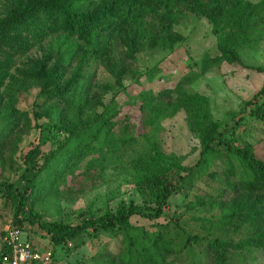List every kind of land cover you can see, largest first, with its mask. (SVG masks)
Wrapping results in <instances>:
<instances>
[{
    "label": "trees",
    "instance_id": "1",
    "mask_svg": "<svg viewBox=\"0 0 264 264\" xmlns=\"http://www.w3.org/2000/svg\"><path fill=\"white\" fill-rule=\"evenodd\" d=\"M86 1L21 0L7 16L0 18V100L7 98V105L11 107L6 124L0 130V155L5 152L8 140L19 131L21 118L30 124L36 120L35 127L40 131L39 144L24 156V187L18 190L13 189L14 184H0L1 195L14 204V216L9 226L22 227L24 221L37 224L54 248L76 244L82 236L99 241L105 232L120 236L128 250L109 255L107 261L102 260L104 264H229L231 252L264 250V160L257 156L250 144H238L235 127L244 125L242 116L233 115L236 119L233 127L227 123L222 125L212 118L208 99L186 91L182 84L173 90H164L152 99L166 101L163 118L172 117L180 110L187 113L192 130L201 142L200 156L195 164L188 166L182 165L176 155L161 156L159 153L149 159L140 157L132 161L131 166L140 178L138 186L149 202H131L116 212L82 215L77 223L45 221L27 208V201L36 188L37 193L42 190L39 194L48 197L65 174L75 172L82 163L86 175L96 173L98 168L103 171L106 166L103 156L87 158L91 141H85L81 135L86 127L96 122H101L108 134L117 125L123 124L125 128L130 125L126 117L113 120L118 108L103 99L108 90L124 86V76L132 71L128 60H136L137 54L142 52L172 50L178 36L173 26L185 10L206 15L216 32L234 6L244 7L246 3V0ZM257 6L254 4L248 10V22L262 9ZM59 31L63 37L56 60L52 61L54 56L49 54L24 61L36 44ZM218 49L219 58L231 63L239 60L233 46L219 44ZM115 53L122 56L116 58ZM89 57L107 67L115 78L114 84L102 85V90H97L98 84L84 72ZM18 64L24 69L18 68L17 73L11 75L9 70ZM7 77H10L8 83ZM31 84L39 87L32 118L29 112L13 105L18 91ZM247 105L249 107L247 110L245 107L242 113L248 111L264 125V102L249 101ZM49 141H52V148L44 154L40 147ZM107 145L103 144L100 152ZM42 155L44 161L39 163ZM236 159L245 161L250 175L240 173ZM45 170H48L45 178L38 182ZM207 181L223 183L225 191L231 190L229 193H232L226 200L224 190L208 185L207 194L198 195L203 203L209 201L222 210L221 217L210 220V223L214 227L234 225L245 232V239L234 242L219 237L187 235L183 243L171 232L169 224L159 221L169 219L166 209L174 192ZM135 216L151 224L135 227L131 222ZM175 225L180 227L178 221ZM194 244L204 246L202 258L186 254L188 247ZM129 247L135 248V254ZM7 253L9 249L3 241L1 256Z\"/></svg>",
    "mask_w": 264,
    "mask_h": 264
},
{
    "label": "rangeland",
    "instance_id": "2",
    "mask_svg": "<svg viewBox=\"0 0 264 264\" xmlns=\"http://www.w3.org/2000/svg\"><path fill=\"white\" fill-rule=\"evenodd\" d=\"M18 1L21 0H0V18L7 16ZM254 4L262 9L248 22L246 14ZM173 31L178 36L172 50L138 53L136 60H128L131 61L132 71L124 76V86L108 90L103 95L106 103L111 101L112 106L118 108L113 120L126 117L130 125L126 128L123 124L117 125L108 134L102 128V123L96 122L82 133L81 137L85 141H91L87 158L102 155L106 163L103 171L100 172L98 168L96 173L86 175L83 173L86 167L82 163L75 172L68 171L65 174L63 180L55 186L53 194L43 197L39 194L42 190L37 193L36 188L30 195L27 208L39 214L42 220L77 223L82 215L116 212L119 207L131 202H149L147 195L139 188L140 178L131 166V162L140 157L149 159L155 153L161 156L176 155L182 165L195 164L200 156L201 142L192 130L187 113L180 110L172 117L163 118L166 101L163 98L152 99L164 90L175 89L178 84H182L188 92L205 96L212 118L222 125L227 123L233 127L236 121L233 115L242 116L244 125L235 127L238 144H250V148L264 160V125L251 117L248 111L242 113L245 107L246 110L249 107V101L264 102V0H246L244 7L234 6L216 32L206 15L185 10L179 22L173 26ZM62 37L60 31L52 33L43 42L36 44L23 58L24 61L40 59L49 54L54 56L52 61L56 60ZM219 44L233 46L239 60L231 63L219 58ZM121 56V53H115L116 58ZM18 68L24 69L18 64L9 73L15 75ZM84 72L92 82L98 84V91L102 90V85L115 83L107 67L93 57H89ZM9 79L6 78V83ZM38 92L37 84L29 85L18 91L13 105L29 112L32 118ZM8 103L5 97L0 100V130L11 112ZM35 121L32 120L30 124L21 118L19 131L8 140L5 152L0 155V184H14L13 189L18 190L24 187V156L39 144L40 139ZM103 144H108L107 148L100 152ZM51 146L52 141H49L40 148L46 154ZM38 161H44L43 155L39 156ZM235 162L241 174L247 172L250 175L244 160L236 159ZM46 171L41 174L38 182L45 178ZM208 185L225 191L223 183L217 181L201 182L195 187L177 190L169 199V207L166 209V216L173 221L164 218L159 221L169 224L171 232L183 243L187 235L219 237L234 242L245 239V232L236 229L234 225L214 227L210 223V220L221 217L222 210L209 201L203 203L199 199V194H207ZM229 191H225L226 200L232 196ZM1 194L0 264L3 237L14 216V204ZM174 221H178L180 227ZM131 222L138 228L151 224L138 216L133 217ZM22 227L24 238L52 245L37 224L24 221ZM122 240L120 236L105 232L102 233L101 241L82 236L76 244L59 245L55 250L60 264H104L102 260L107 261L109 255L128 250V245L123 244ZM129 250L135 254L134 247H129ZM187 250L188 256H204V246L194 244ZM228 260L229 264H264V250L231 252Z\"/></svg>",
    "mask_w": 264,
    "mask_h": 264
},
{
    "label": "built area",
    "instance_id": "3",
    "mask_svg": "<svg viewBox=\"0 0 264 264\" xmlns=\"http://www.w3.org/2000/svg\"><path fill=\"white\" fill-rule=\"evenodd\" d=\"M19 226H8L3 241L9 253L2 256V264H60L53 245H39L24 238Z\"/></svg>",
    "mask_w": 264,
    "mask_h": 264
},
{
    "label": "crops",
    "instance_id": "4",
    "mask_svg": "<svg viewBox=\"0 0 264 264\" xmlns=\"http://www.w3.org/2000/svg\"><path fill=\"white\" fill-rule=\"evenodd\" d=\"M36 242H37V241H36ZM37 243L43 245L42 242H37Z\"/></svg>",
    "mask_w": 264,
    "mask_h": 264
}]
</instances>
